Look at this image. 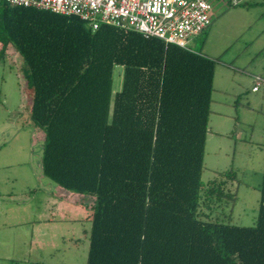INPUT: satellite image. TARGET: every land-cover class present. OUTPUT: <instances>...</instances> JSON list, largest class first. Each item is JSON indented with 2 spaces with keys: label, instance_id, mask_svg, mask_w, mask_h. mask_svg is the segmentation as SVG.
I'll list each match as a JSON object with an SVG mask.
<instances>
[{
  "label": "trees",
  "instance_id": "obj_1",
  "mask_svg": "<svg viewBox=\"0 0 264 264\" xmlns=\"http://www.w3.org/2000/svg\"><path fill=\"white\" fill-rule=\"evenodd\" d=\"M10 47L26 66L42 173L92 199L87 264H264V167L254 226L214 217L234 199V171L202 181L216 59L0 0V59Z\"/></svg>",
  "mask_w": 264,
  "mask_h": 264
},
{
  "label": "rangeland",
  "instance_id": "obj_2",
  "mask_svg": "<svg viewBox=\"0 0 264 264\" xmlns=\"http://www.w3.org/2000/svg\"><path fill=\"white\" fill-rule=\"evenodd\" d=\"M208 1L212 23L189 42L190 49L217 60L202 181L234 171L236 180L225 191L234 199H224L214 217L249 227L256 224L264 167V81L253 90L256 77L264 80V0H238L233 6L229 0ZM121 86L118 67L114 92ZM28 93L25 63L10 47L0 59V222L14 223L19 216L27 223L23 232H32L34 221L46 213L47 190L56 186L42 175L43 134L30 124ZM87 242L82 237L78 243L75 264H87ZM41 246L28 242L27 259L3 256L0 264H37L40 256L44 264H56L57 248L60 256L69 251L67 245Z\"/></svg>",
  "mask_w": 264,
  "mask_h": 264
},
{
  "label": "built area",
  "instance_id": "obj_3",
  "mask_svg": "<svg viewBox=\"0 0 264 264\" xmlns=\"http://www.w3.org/2000/svg\"><path fill=\"white\" fill-rule=\"evenodd\" d=\"M13 6L32 7L64 16H76L93 30L112 25L155 37L167 44L189 48V42L212 22L208 0H3ZM238 0H234L237 3ZM258 90L262 83L256 77Z\"/></svg>",
  "mask_w": 264,
  "mask_h": 264
},
{
  "label": "crops",
  "instance_id": "obj_4",
  "mask_svg": "<svg viewBox=\"0 0 264 264\" xmlns=\"http://www.w3.org/2000/svg\"><path fill=\"white\" fill-rule=\"evenodd\" d=\"M42 175L45 176L43 173ZM47 188L49 186H46L44 191ZM7 195L9 194L7 193ZM47 197L50 201L44 207L46 213L39 216L38 221H34L32 232H23L24 230H21L27 223L19 219V216L14 223L11 220L12 223L0 222V258L10 256L8 257L10 260L27 259L26 252H23V245H27L28 242L31 245L35 243V245L38 244L39 246H51L49 249L52 250H55L57 246L67 245L69 251H65L62 256L59 255L61 253L60 248H57L59 261L56 264H75V250L82 237H84L86 242L88 241L89 252L92 227V199L64 190L57 184L56 186L52 184L51 188L47 190ZM71 248H73V253L70 251ZM40 258L37 259V264H44L41 256Z\"/></svg>",
  "mask_w": 264,
  "mask_h": 264
}]
</instances>
